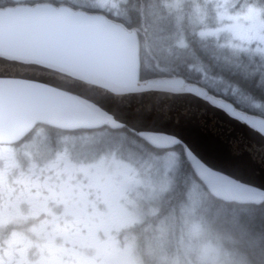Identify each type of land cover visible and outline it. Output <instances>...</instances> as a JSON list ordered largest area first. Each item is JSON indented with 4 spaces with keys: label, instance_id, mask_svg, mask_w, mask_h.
I'll list each match as a JSON object with an SVG mask.
<instances>
[{
    "label": "flooded vegetation",
    "instance_id": "af4514ba",
    "mask_svg": "<svg viewBox=\"0 0 264 264\" xmlns=\"http://www.w3.org/2000/svg\"><path fill=\"white\" fill-rule=\"evenodd\" d=\"M34 1L130 23L143 39L165 42L172 36L167 5L173 0ZM188 28L183 42L177 37L166 42L172 48L169 57L154 50L149 64H175L187 84L204 79L219 89L258 86L260 80L250 79L249 70L243 73L226 59L235 49L254 54V48L239 47L249 34L242 37L225 24ZM215 28L219 31L212 32ZM160 46L165 50V43ZM257 65L264 73V64ZM98 131L110 135V145L88 146ZM121 137L126 145L118 144ZM183 152L154 148L127 128L65 131L45 124L18 142L0 144V264H121L125 254L137 264H157L148 257L149 245L161 236L165 220L174 218L180 227L184 214V198L168 205L177 183L172 171ZM164 182L161 196L156 195Z\"/></svg>",
    "mask_w": 264,
    "mask_h": 264
},
{
    "label": "water",
    "instance_id": "95a60500",
    "mask_svg": "<svg viewBox=\"0 0 264 264\" xmlns=\"http://www.w3.org/2000/svg\"><path fill=\"white\" fill-rule=\"evenodd\" d=\"M137 33L68 5L0 8V144L35 125L129 129L157 149L181 145L221 202L264 203V117L181 77L141 81Z\"/></svg>",
    "mask_w": 264,
    "mask_h": 264
},
{
    "label": "rangeland",
    "instance_id": "374dc122",
    "mask_svg": "<svg viewBox=\"0 0 264 264\" xmlns=\"http://www.w3.org/2000/svg\"><path fill=\"white\" fill-rule=\"evenodd\" d=\"M263 8L251 0H173L172 5H167L168 25L172 28V36L168 41L177 37L183 42L191 24L203 23L208 28L222 27L225 24L230 26L231 32L232 27H236L237 30H240L238 35L244 37L249 34L250 37L245 41L246 44L243 45V41L239 43V47L242 50L254 48L255 50L252 52L254 54L239 53L235 49L229 53L226 59L243 73L249 70L247 73L250 79L257 78L264 83V73L257 65L258 63L264 64V57L257 59L255 56L264 54ZM215 29L212 32L219 31L218 28ZM204 32H209V30L206 29ZM242 32L245 33L242 34ZM251 40H254L255 46H251ZM168 41L151 40L149 48L169 57L172 48L170 44L166 43ZM161 43L166 44L165 50L160 46ZM204 81L206 85L212 87L210 82ZM222 89L224 93H227L228 88ZM259 91L261 95L264 94V89ZM232 92L236 95L235 88H232ZM250 93L256 95L254 91ZM261 105L257 103L253 106L258 109ZM90 136L88 146L91 148H97L101 144L110 145L108 142L110 135L107 132L98 131ZM126 143L127 140L124 137L118 140V144L126 145ZM174 162L175 158L172 156V160L170 159L168 162L169 166L172 167ZM166 184L165 182L158 184L156 195L161 193ZM189 203V207L181 215L180 227L177 226L174 218L165 220L162 227L159 228V232L167 230L165 237L162 238L163 240L155 239L149 245L148 254L157 261V264H256L253 262L254 257L264 259V252L259 254L255 250L261 244L259 235L242 226V218L238 214L225 215L223 210L214 209L209 196L197 187L191 191ZM223 225L227 226V229L229 228L232 235L224 232ZM121 264L137 263L136 260L133 261L131 255L125 254Z\"/></svg>",
    "mask_w": 264,
    "mask_h": 264
},
{
    "label": "trees",
    "instance_id": "16d2710c",
    "mask_svg": "<svg viewBox=\"0 0 264 264\" xmlns=\"http://www.w3.org/2000/svg\"><path fill=\"white\" fill-rule=\"evenodd\" d=\"M258 3L262 6L264 4V0H252ZM37 1L34 0H0V8H4L7 6H13L18 3H30L33 4ZM130 28H135L131 26L130 23H128ZM147 28V25H142V29ZM150 43L148 39H143L141 37V81H145L151 78H158L163 76H168L169 78L172 76H176L179 74V71L175 69V64L173 63H167L163 65H157V67L149 66L148 63H146V60L150 57ZM149 49V50H148ZM151 51V50H150ZM154 52V51H153ZM155 53V52H154ZM172 62L173 60H169ZM205 81L202 79H198L197 83L200 84L203 87L208 88L211 93H213L215 96L224 98L231 103L235 104V106L241 110H244L248 112L249 114L258 115L261 117H264V94L261 95V92L259 90L264 89V83L261 81L258 82V86L256 87L253 83H251L249 86H246V88H238L236 90V95L233 94L232 88H228L227 93H224L222 88L214 89L212 87H208L205 83ZM245 87V86H244ZM259 89V90H256ZM256 90V91H255ZM253 92L256 95H252L250 92ZM259 92V93H257ZM238 98V99H237ZM262 104L261 107H258V109L253 106L255 104ZM177 148L183 149L181 146H178ZM184 153V152H183ZM182 153V154H183ZM180 154V153H179ZM179 155L181 158L179 160V164L176 166V170L172 171V177L173 179H177L176 187L174 188L173 192V199L169 201L168 205H173L176 201L184 198V212L189 207L190 202V193L192 190H195V187L199 188L203 193H205L209 198L211 199V202L213 204L214 209H220L225 212V215H230V213H235L236 215L240 216L242 218L241 223L242 226H244L247 230H249L252 233H256L259 235V239L261 240V244H259L256 247L257 253H263L264 252V203L259 206L256 205H240V204H232V203H225L220 202L219 200L215 199L209 192L206 190L204 185L199 181L198 178H195L196 175L194 171L192 170L190 163L187 161L186 156L183 154ZM174 179V180H175ZM179 210L178 208H176ZM243 213V214H242ZM247 213V214H246ZM242 214V216H241ZM212 220V218H210ZM224 226V225H223ZM224 232L229 233L228 235H232V232L227 229V226H224ZM167 232L163 231L161 232V236L157 237L156 240L162 239L165 237ZM255 252V251H254ZM147 257V254H146ZM153 261V257L150 255L148 256ZM158 259V258H157ZM253 262L256 264H264V259L262 257H254ZM252 262V263H253ZM152 264V263H151Z\"/></svg>",
    "mask_w": 264,
    "mask_h": 264
}]
</instances>
